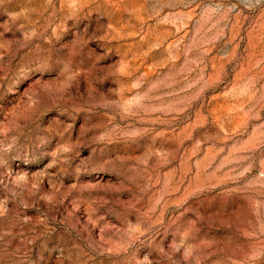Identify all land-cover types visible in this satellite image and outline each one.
<instances>
[{
  "label": "rangeland",
  "instance_id": "rangeland-1",
  "mask_svg": "<svg viewBox=\"0 0 264 264\" xmlns=\"http://www.w3.org/2000/svg\"><path fill=\"white\" fill-rule=\"evenodd\" d=\"M0 264H264V0H0Z\"/></svg>",
  "mask_w": 264,
  "mask_h": 264
}]
</instances>
